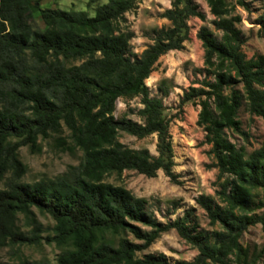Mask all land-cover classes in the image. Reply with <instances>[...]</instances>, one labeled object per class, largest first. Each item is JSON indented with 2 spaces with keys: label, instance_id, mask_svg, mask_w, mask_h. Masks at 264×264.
Masks as SVG:
<instances>
[{
  "label": "trees",
  "instance_id": "trees-1",
  "mask_svg": "<svg viewBox=\"0 0 264 264\" xmlns=\"http://www.w3.org/2000/svg\"><path fill=\"white\" fill-rule=\"evenodd\" d=\"M139 1L108 0L94 16L42 10L47 27L41 30L31 24V0H0V182L11 175L0 191V247L42 243L36 209L54 221L47 241L60 250L57 264H169L164 255L137 254L171 230L198 250L193 261L174 264H243L244 234L255 225L264 234V140L247 153L227 136L229 130L244 135L238 119L243 108L264 119V55L249 59L244 53L242 18L234 13L236 7L248 11L250 2L204 0L214 17V30L203 26L197 34L204 79L183 96V102L197 101L201 108L198 126L218 171L215 195L195 199L218 228L206 231L194 208L162 223L147 199L104 181L124 171L148 178L162 171L176 180L170 121L163 100L152 97L145 82L163 55L189 41V20L205 22L206 15L195 0H169L171 8L162 15L169 26L155 29L153 43L137 55L125 15ZM257 24L264 32V13ZM159 91L169 93L162 86ZM136 97L143 105L137 111L142 123L115 118L116 102ZM120 132L138 139L156 136V155L124 145ZM52 136L70 151L80 150L81 163L67 176L21 183L25 167L18 151L39 150L38 141ZM19 215L29 231L18 225ZM14 264L34 263L19 257Z\"/></svg>",
  "mask_w": 264,
  "mask_h": 264
},
{
  "label": "rangeland",
  "instance_id": "rangeland-1",
  "mask_svg": "<svg viewBox=\"0 0 264 264\" xmlns=\"http://www.w3.org/2000/svg\"><path fill=\"white\" fill-rule=\"evenodd\" d=\"M33 12L31 24L35 28L45 30L47 27L46 16L42 10L61 9L65 11H85L90 16L95 15L98 5L107 3L108 0H31ZM235 0H228L230 5ZM200 10L206 15V21L198 18L189 20L190 37L179 51H170L163 55L156 63L146 85L152 97L163 100L165 114L170 121V134L174 150L175 167L173 173L176 180L173 182L162 171L154 178H148L136 171H124L118 175L108 174L104 181L130 190L136 197L148 200L149 209L162 223L182 217L191 208L195 209L200 228L206 231L217 230L209 224L205 212L199 208L195 199L200 195H215L218 171L215 160L210 154V145L206 143L205 133L198 126L200 106L197 101L183 102L184 93L190 87H199L204 77L198 71L204 67V50L197 34L201 27L207 26L214 30L209 7L204 0H195ZM248 11L239 7L234 13L242 18L240 28L243 31L245 44L243 51L250 59L257 54L264 55V32L257 24L264 13V0H249ZM171 8L169 0H140L137 8L126 13L127 25L134 32L131 40L132 50L140 55L153 43V31L169 26L163 18V13ZM167 88L169 93L163 96L160 87ZM140 97L130 100L120 99L116 102L115 118L127 117L135 122L142 123L137 111L142 109ZM241 128L244 133L227 131L229 139L238 146L246 149L247 153L260 147L264 140V119L250 116L243 108L238 114ZM67 143L68 132L64 129L62 134ZM52 136L48 140H39V150L22 147L18 157L25 167V174L20 179L21 183L32 184L41 180L57 179L69 175L72 167H77L82 161L80 150L70 151L67 146L61 145ZM118 140L132 149H148L156 155V136L138 139L124 132L119 133ZM11 177L10 173L0 182V191L6 188V183ZM176 205V206H175ZM37 220L43 225L42 243L39 245H23L19 248L0 247V260L5 264L18 262L23 257L34 264H57L60 250L55 244L48 243L47 239L53 236L54 221L49 215L41 214L33 209ZM18 225L24 231L30 228L25 226L23 215H19ZM132 241L133 238L129 237ZM241 244L247 249L243 264H264V234L260 225L250 227L244 234ZM164 255L169 264L178 261L191 262L198 255V250L179 237L175 230L162 234L147 250L137 254Z\"/></svg>",
  "mask_w": 264,
  "mask_h": 264
}]
</instances>
